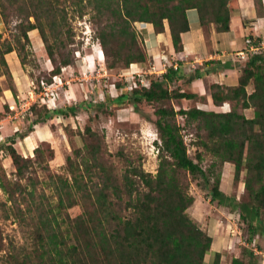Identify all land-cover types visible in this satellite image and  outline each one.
<instances>
[{
    "label": "trees",
    "instance_id": "obj_1",
    "mask_svg": "<svg viewBox=\"0 0 264 264\" xmlns=\"http://www.w3.org/2000/svg\"><path fill=\"white\" fill-rule=\"evenodd\" d=\"M252 1L257 16L261 17L262 0ZM236 7L237 0H0L2 23L7 26L10 17L20 20L14 26L12 41L2 40L0 34V78L12 82L5 57L14 52L34 87H39L41 81L50 85L55 77L66 81L63 73L72 61L63 52L71 53L72 47L62 36L66 34V40L70 41L71 19L89 16L94 39L110 75L119 67L127 70L131 65L149 66L144 41L135 23L151 24L155 34L163 33L166 25L173 52L181 57V37L189 31L188 10L197 12L209 44L211 31L229 32L232 11ZM33 31L52 66L47 77H34L25 70V51L31 45L29 34ZM260 43V40L254 41L255 52H250L245 44V58L237 59L234 65L207 60L185 78L180 59L176 69L170 67L159 76H142L147 86L141 85L140 78L133 75L122 84L107 81L118 91H125L114 98L107 91L103 98H98L97 91L96 102L87 97L83 109L86 113L94 107L110 115L112 109L116 112L131 107L134 113L154 125L159 143L154 175L129 160L118 178L109 173L111 168L104 166L100 158L98 136L87 128L91 142L74 150L75 157L65 158L71 179L57 178L48 185L56 201L53 205L45 204L49 195L36 194L34 186L27 191L28 186L21 185L33 161L17 150L16 141H11L4 149L18 181L5 182L0 166V188L11 202L12 215L32 226L33 248L22 256L5 252L0 233L1 264H204L212 238L187 215L194 203L190 193V181L194 178H200L201 188L207 190L211 201L238 212L247 228V245L256 237H264V50ZM229 67L239 70L237 84L230 87L212 84L209 91L213 106L230 103V110L198 109L194 104L196 96L185 85L211 73L212 69L219 71ZM182 80L186 82L183 88L179 85ZM3 89L0 80V93ZM6 89L16 99L13 82L12 87ZM184 102H191V106L184 108ZM8 106H3L0 121L9 113ZM143 106L154 107L153 115L147 116ZM78 109V106H65V102L63 107L52 109L44 102L34 104L24 118L19 119L29 121L19 139L27 137L39 124L47 125L51 133L56 134L58 127L53 120L75 116ZM249 109L253 110L252 118L243 114ZM190 127L196 129L199 144L212 158L207 170L199 164L200 157L194 162L188 155L183 131ZM38 145L33 151L35 163L43 165L44 160L52 161L54 151L49 142L41 141ZM224 163L233 164L236 182L244 172L247 201L227 197L220 190V173L215 169ZM80 169L83 171L77 172ZM20 202L25 205L24 210ZM77 206L83 209L81 214L65 223L63 213ZM220 260L221 254L215 253L212 264H220ZM229 264H258L257 256L245 247L242 258L232 257Z\"/></svg>",
    "mask_w": 264,
    "mask_h": 264
},
{
    "label": "rangeland",
    "instance_id": "obj_2",
    "mask_svg": "<svg viewBox=\"0 0 264 264\" xmlns=\"http://www.w3.org/2000/svg\"><path fill=\"white\" fill-rule=\"evenodd\" d=\"M88 20L89 16H85L83 19H71L72 37L70 41L66 40V34L62 36L63 41L69 43L72 47L71 53L67 51L63 52L64 55H68L69 59L72 61V65L64 71L63 77L65 80H70L72 85L77 86L78 99H69L70 95L67 93L68 90L65 91L66 88L65 90H58V99L56 103L53 104V102H49L52 108L63 107V102H65V106H78L79 109L76 111L75 116H69L67 118L58 117L53 120L58 130L56 134L53 135L54 138L52 141L49 142L50 148L54 151V159L52 161L47 162L44 160L43 165L35 163L33 151L39 146V143L29 154L24 156L31 158L33 162L28 171L25 172L24 178L21 179V185L28 186L27 191L34 186L36 194H44V196L47 197L49 195V200L47 199L44 201L45 204L49 202L53 205L56 201L55 194L48 185H51L53 181L56 182L57 178L63 180L71 179V174L66 168L65 158L67 156L75 157L74 150L82 149L85 143L91 142L90 134L86 131L87 128L98 136L99 144L101 145L100 158L102 159V163L104 166L110 167L111 170H108L109 173L117 178L124 171L127 160L131 161L135 166H141L145 172L151 173L152 175L156 173L158 166L157 147L159 143L157 142L156 129L147 119L134 113L131 107L116 112H113L112 109L110 115L94 107L91 108L88 113L83 111L84 103L88 102L85 101L86 99L91 97L92 100H95L94 96L97 91L103 93L104 90H109V87L107 89L104 87L107 81L122 84L125 78H121L119 75L126 71L119 67L111 72V76L107 73L103 63V54L101 56L99 52H97L99 46L94 39L95 32ZM9 21V24L5 26L0 17V34L2 40L7 39L12 41L13 35L15 34L14 26L20 22V20H17L15 17H10ZM134 27L136 29L135 24ZM29 35L31 45L30 47L27 46V51H25L27 55L25 70L32 73L34 77H47L52 66L47 60L44 49L35 31L31 32ZM73 50H77V52L74 53ZM85 55H91L93 62L85 61V63H83L82 60ZM189 69L193 70L192 68ZM88 70H91L92 73L90 74L92 76H97L96 78L99 81L95 84L93 81H82L81 86L83 87L81 88L79 80H82L83 73ZM104 71H106V75L103 74ZM144 72L147 71L143 70L137 72V74L141 76ZM132 77L133 73L126 78L129 80ZM0 80L3 88L12 87V82L8 78L3 79V77H1ZM111 89L112 90L108 92L111 98L125 92L123 89H120V91H116L113 87ZM15 92L20 98L23 97V93L21 95V93L16 90ZM98 98H103V96L99 95ZM10 104H13V100ZM8 105L9 104H7V106ZM189 106H191V102H186L183 105L184 108ZM80 107H82V109ZM142 108L147 116L153 115L154 107L143 106ZM225 110H228V108L225 107ZM243 114L245 117L250 118L252 116V111L245 110ZM6 120H8V124H0V149H3L0 151L1 175L5 182L15 183L18 181L16 170L11 160L6 155L4 148L8 146L11 141H16L15 143H17L20 134L27 130L26 128L29 121L17 120L18 122L12 123L9 119ZM13 124L17 126L18 131L12 129ZM2 132L7 133L2 134ZM196 133L197 131L194 127L187 128L183 131L187 152L194 162H198V158L200 157L201 160L199 164L204 170H207L212 163V158L199 144ZM40 146L43 148L45 147L44 145ZM76 160L78 163L79 159ZM80 171L82 172L83 170L80 169L77 172ZM233 171V164L228 163H224L221 167L215 169V172L220 173L219 188L227 197H235L237 200L247 201L248 199L243 186L245 174L241 172L239 181L236 182L233 178ZM87 175L91 176L90 174ZM87 175H85V182H87V185L90 187L91 184L87 180ZM189 179H191V177H189ZM94 180L96 181V179ZM201 184L200 178H194L190 181V193L194 197V203L187 210V215L212 238V242H215L214 246L211 244L210 249L215 250V253L219 252L221 254L220 264H229L232 257L242 258V250L245 247L253 250L254 254L257 256L258 264H264V237H256L251 245H247V228L240 220L238 212L231 211L227 207L219 206L217 201H211L208 197L207 190L202 189ZM19 206L22 210L25 209L23 203L21 205L20 202ZM10 207L11 202L8 201L7 195L3 192L2 188H0V233L4 241V250L5 252L10 251L16 254L21 253L22 256L23 254H28L33 248L30 238L32 226L28 221H21V219L15 218L12 215ZM82 211L83 209L80 206L66 210L63 213L65 223L70 222V220L81 214ZM27 215H25L24 219L28 218ZM65 225L66 224H64L62 228H64ZM215 253L210 252L209 255L206 254L204 264H212Z\"/></svg>",
    "mask_w": 264,
    "mask_h": 264
},
{
    "label": "crops",
    "instance_id": "obj_3",
    "mask_svg": "<svg viewBox=\"0 0 264 264\" xmlns=\"http://www.w3.org/2000/svg\"><path fill=\"white\" fill-rule=\"evenodd\" d=\"M262 5L263 14L261 17H258L252 0H237V7L232 11L229 32L216 33L211 31L209 44L206 43L205 35L200 27L197 12L192 9L188 10L186 16L189 24V31L184 33L181 37L183 43V53L181 57L173 52L166 25L163 33L155 34L151 24L135 23L136 29L143 38L145 49L148 54V68L153 65L157 69H160L164 65L167 70L170 66H178V60L181 59L183 63L180 69L182 75L186 78L193 72L189 68L195 71V69L201 68L203 62L207 60H217L222 64L230 63L233 65L236 63L235 61L237 59L242 61L239 57V53L245 54V50H247L245 40L248 37H252L254 41L260 40V45L262 50H264V0H262ZM98 50L97 52L102 56L100 49ZM5 59L10 69L13 86L21 95L23 93L24 97V94L30 89V79L22 69L14 52L7 54ZM82 61L83 63H85V61L93 62V58L91 55H85ZM148 68L144 69L137 65H131L130 68L125 71L126 73H122L119 77H124L125 80H127L128 78L126 77L131 76L132 73L136 74L143 70L146 71ZM238 75L239 70L237 67H229L219 71L212 69V72L204 77L193 79L190 84L185 85V88L196 96L194 104L198 109L228 112L230 110V103H224L221 107L213 106L210 98L209 86L212 84H220L228 87L235 86L237 84ZM66 81H69V87H65V89L67 88L65 91L68 90L67 93L70 95L69 99L77 100V86L72 85L70 80L66 79ZM183 83L185 84L186 82L183 80L179 82L181 88H183ZM104 87L105 89L109 87V90H104V92L102 91L103 93L98 91L99 95L103 96L106 91V93H108L112 90V87L118 91L112 83H107ZM12 100L14 101V97L11 91L3 89L0 93V111L3 110L4 105L10 104ZM225 107H227L228 110H225ZM175 109L177 110L178 107H175ZM249 110L252 111V116L250 117L252 118L253 110ZM3 123L5 125L9 122L4 118L0 121V124ZM12 129L18 131L17 126L14 124L12 125ZM5 133L7 132H2V134ZM53 138V134L48 129V126L39 124L34 126L33 132L27 137L21 140L17 139L16 148L23 156H26L39 142H51ZM214 244L215 242L213 241L212 246H214ZM210 252L215 253V250L210 249L209 253ZM209 253H207V255H209Z\"/></svg>",
    "mask_w": 264,
    "mask_h": 264
},
{
    "label": "built area",
    "instance_id": "obj_4",
    "mask_svg": "<svg viewBox=\"0 0 264 264\" xmlns=\"http://www.w3.org/2000/svg\"><path fill=\"white\" fill-rule=\"evenodd\" d=\"M245 44L247 45L250 52H255L257 50L253 38H246ZM239 57L241 59H244V53H239ZM172 68L176 69L177 65H173ZM146 71L147 72H144L143 74H141V76H139V74L137 73L133 74L140 78V84L143 86H147V82L142 78V76L154 74L159 76L166 71V66L163 65L162 68L157 69L152 65ZM90 73H92L91 70L83 73L84 75L81 78L82 80H79L81 88L83 87L81 86L82 81H93L94 84L99 81L96 78L97 76H92ZM103 74L106 75V71H104ZM65 87H69V81H63L61 77H55L52 84L50 85L46 84L44 81H41L39 87H34V85L31 83L30 89L26 92L24 97L20 98V96H17L16 99H14L13 104H9V113L6 116V119H9L12 122L14 120L17 121L19 119H23L26 113L29 112L30 108L36 103L44 102L48 108L52 109V107L49 105V102H53V104L56 103L58 99V90H65ZM96 100L97 99L95 98L94 102H96Z\"/></svg>",
    "mask_w": 264,
    "mask_h": 264
},
{
    "label": "clouds",
    "instance_id": "obj_5",
    "mask_svg": "<svg viewBox=\"0 0 264 264\" xmlns=\"http://www.w3.org/2000/svg\"><path fill=\"white\" fill-rule=\"evenodd\" d=\"M101 53H102V52H101ZM170 67H172V66H170ZM165 72H166V71H165ZM165 72H164V73H165Z\"/></svg>",
    "mask_w": 264,
    "mask_h": 264
},
{
    "label": "bare ground",
    "instance_id": "obj_6",
    "mask_svg": "<svg viewBox=\"0 0 264 264\" xmlns=\"http://www.w3.org/2000/svg\"><path fill=\"white\" fill-rule=\"evenodd\" d=\"M102 58V57H101Z\"/></svg>",
    "mask_w": 264,
    "mask_h": 264
}]
</instances>
